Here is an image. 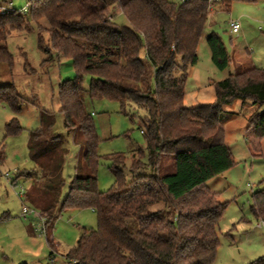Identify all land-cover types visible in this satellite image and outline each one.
Masks as SVG:
<instances>
[{"label": "trees", "instance_id": "trees-1", "mask_svg": "<svg viewBox=\"0 0 264 264\" xmlns=\"http://www.w3.org/2000/svg\"><path fill=\"white\" fill-rule=\"evenodd\" d=\"M257 1L217 0L212 5L229 12L234 2ZM112 7L129 26L113 21ZM210 13L209 0H30L25 11L13 8L4 14L0 6V63L14 67L8 37L34 24L38 47L46 56L43 63L69 59L75 72L73 79L59 84L58 102L65 129L83 138L82 161L63 201L57 187L65 183L60 169L42 178L47 168L40 162L34 186L42 193L32 199L27 195L45 218L47 235L65 210L90 209L96 214L97 229H83L65 257L69 264H214L220 246L218 226L228 203L220 201V193L207 183L236 166L221 115L236 100L258 105L244 137L254 157L261 158L264 70L230 75L214 83L215 102L184 106L188 69L198 62L197 47ZM207 44L214 66L226 70L232 60L222 38L212 32ZM23 58L28 65L25 54ZM85 76L91 77L88 89L82 85ZM84 93L92 100L120 103L126 116L139 121L145 138V146L134 151L131 181L125 176L126 156H110L114 185L106 193L98 190L100 138L86 111ZM24 102L13 84L0 85V104L14 114L21 112ZM138 110L144 116H138ZM40 118L35 132H50L54 114ZM23 130L12 118L5 125V138ZM168 157L170 168H163ZM22 177L32 179L24 171L15 180ZM48 179L54 187L48 186ZM252 203L253 217L264 222V188L252 195ZM157 205L161 208L153 210ZM47 243L54 252L49 236ZM253 264H264V257Z\"/></svg>", "mask_w": 264, "mask_h": 264}, {"label": "rangeland", "instance_id": "rangeland-1", "mask_svg": "<svg viewBox=\"0 0 264 264\" xmlns=\"http://www.w3.org/2000/svg\"><path fill=\"white\" fill-rule=\"evenodd\" d=\"M29 1L0 0V6L3 9L12 3L14 9L24 10ZM111 11L117 25L129 26L117 7H112ZM209 12L197 47L198 62L188 69L185 107L215 102L214 83L230 75L252 68L264 70V0L254 4L234 2L229 12L218 11L213 6ZM231 21L240 24L238 35L231 33ZM212 32L222 38L231 56V65L223 71L217 69L211 59L207 39ZM6 43L14 56L15 65L10 68L0 63V85L13 84L25 102L19 114L0 104V215L10 212L8 226L0 228L1 233L8 235L7 239L0 238V264H69L65 257L76 246L83 229H97L96 214L90 209L61 212L47 235L54 242L53 252L47 237L40 232L41 214L34 210L36 208L30 201L20 199L19 194L22 187L23 194L27 196L32 181L41 174L37 162L47 168L42 178L55 176L60 169L61 178L65 181L61 186L56 184L60 202L68 192L75 168L82 161L84 143L79 132H68L64 127V117L59 112L58 89L62 81L73 79L75 72L69 59L54 57L53 62L43 63L46 56L38 47V30L34 24L29 31L13 32ZM23 54L28 65L24 62ZM178 63L181 65L180 61ZM90 80V76L84 77V89H88ZM84 104L86 111L92 114L100 138L98 190L106 193L114 185L110 156H126L125 176L131 181L134 176L129 172V167L134 151L145 146V138L139 129V121L126 116L120 103L107 99L92 100L84 93ZM257 108L258 105L252 100H236L226 106L221 115L226 142L235 157L236 166L207 183L208 188L220 193V201L228 203L218 226L220 246L214 264H253L264 257V222L256 220L251 211L252 195L264 188V142L262 157H254L244 137L248 118ZM47 113L54 114L50 132L47 129L42 133L35 132L41 126L40 115ZM137 113L144 116V111L138 110ZM12 118H17L24 130L18 136L5 138V125ZM171 159L163 160V168H170ZM24 171L32 179H21L18 186H12L6 174L15 180L18 172ZM147 172L149 174L150 171ZM47 184L49 187L55 186L49 179ZM32 195L35 196L34 193ZM24 205L34 211L26 219L21 217ZM159 208L161 205L154 206L153 210Z\"/></svg>", "mask_w": 264, "mask_h": 264}, {"label": "built area", "instance_id": "built-area-1", "mask_svg": "<svg viewBox=\"0 0 264 264\" xmlns=\"http://www.w3.org/2000/svg\"><path fill=\"white\" fill-rule=\"evenodd\" d=\"M213 1H217V0H209V11L213 8V5H212ZM8 11L9 12L13 11V4L12 3H8L3 9H1L2 14L6 13ZM23 11H25V9ZM229 26H230L232 34H237L240 31V24L238 22L231 21ZM6 177L11 182L12 186H14V187L18 186L17 180L10 179L8 174H6ZM19 197H20V199L24 197L23 188L22 187H21V192L19 194ZM33 212L34 211L32 209L27 208V207L24 206L23 209H22L21 217L26 219ZM39 228H41V231H40L41 235H44L45 237H47L45 218L42 217V216H41V224H40Z\"/></svg>", "mask_w": 264, "mask_h": 264}, {"label": "crops", "instance_id": "crops-1", "mask_svg": "<svg viewBox=\"0 0 264 264\" xmlns=\"http://www.w3.org/2000/svg\"><path fill=\"white\" fill-rule=\"evenodd\" d=\"M240 29H241V27H240ZM239 32H240V31H239ZM239 32H238L237 34H235V35H238ZM20 113H21V112H20ZM6 124H7V123H6ZM21 179H22V180H23V179H24V180H31V179H29L28 177H22V178H20V179L17 180V183L20 182ZM34 181H35V180L32 181V185H30V187H29V190H28L29 193H28V194H33V193H34V195H35L34 198H38L42 192H41V189H40V188H35V186H34V185H35V182H34ZM32 197H33V195H31V199H32ZM21 199H25V200H26V199H27V196L24 194V197L21 198ZM31 199L28 198V202H29V201L31 202ZM25 200H24V201H25ZM24 206H25V205H24ZM24 206H23V207H24ZM4 209H5V208H4ZM4 209H3V211H6V210H4ZM3 213H4L3 216H4V215H7V216H9V217L6 218V219H0V228H5V227H7V226H8V223H7V222H8V220L10 219V212L7 211V212H3ZM0 217H2V215H0ZM31 230H32V229H31ZM29 232H30V231H29ZM0 233H1V232H0ZM30 234L33 236V233L30 232ZM26 237H28V236L26 235ZM0 238H3V239L6 238V239H7V238H8V235L5 234V233H1V234H0ZM25 263H26V262H20L19 264H25Z\"/></svg>", "mask_w": 264, "mask_h": 264}]
</instances>
